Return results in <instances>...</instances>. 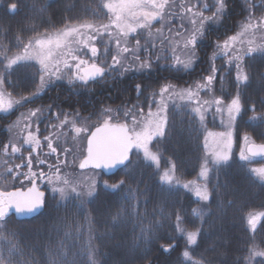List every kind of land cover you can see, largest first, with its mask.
<instances>
[{
    "label": "trees",
    "instance_id": "trees-1",
    "mask_svg": "<svg viewBox=\"0 0 264 264\" xmlns=\"http://www.w3.org/2000/svg\"><path fill=\"white\" fill-rule=\"evenodd\" d=\"M231 1L234 0L227 1L226 15L217 23L205 25L206 38L199 40L197 46L199 60L190 69L175 68L167 52L160 61H153L150 73L113 74L103 82H90L87 87L77 83H55L33 98L39 85V68L27 62L3 73L6 80L2 86L12 98L34 99V102H24V109L79 112L91 118L88 122L98 126L104 119L102 111L105 108L115 113L122 106L131 107L137 103L133 91L135 84H147L148 89L142 88L144 95L139 101L147 113L152 94L158 93L165 83L203 82L206 66L201 68L203 72L196 73V64L202 56L200 48H205L209 57L214 52L212 42H221L229 35L226 33L221 35V40L216 39L224 25V16L234 25ZM10 3L18 4L15 14L8 11ZM178 12L173 13L177 15ZM245 12L246 8L242 7L240 21H244ZM106 20L108 14L101 0H0V68L6 67L8 61L37 36L64 29L66 23L100 25ZM182 24L185 25L184 21L175 25L180 34L186 32L180 28ZM173 29L176 34L177 29ZM101 53H104L102 47ZM108 54H113L111 48ZM218 60L221 64L217 66L223 70L215 80V93L227 100L226 103L239 94L243 107L234 128L235 147L230 161L210 167L207 186L211 195L206 207L201 208L200 203L182 188L161 184L159 172L134 153L130 166L111 178L101 176L108 185H119L124 180L127 187L121 185L113 192L100 184L96 189L99 198L93 197L91 201L94 202L84 204L83 210L79 200L60 201L46 195L44 210L37 218L18 221L14 215L5 217L0 221V252L5 255L10 252L14 264H56L65 258L69 264L73 260L76 264H88L90 250L96 264H192L193 261L236 264L246 261L253 247L264 250V216L255 231L249 224L250 217L264 213V181L253 171L260 162H246L238 157L245 136L255 145L264 144V55L257 53L243 61V72L248 80L242 85L237 84L235 68L225 69L223 60ZM170 66L174 70H166ZM253 105L255 112L249 110ZM13 116L6 117L5 121L0 117V161H5L6 130L14 121ZM168 118L166 143L159 145L154 141L151 150L159 157L162 168L167 164L176 165L179 182H192L198 178L206 158V128L188 105L172 108ZM117 213L120 215L114 220ZM195 230L200 233L197 244H188L187 233ZM169 245L172 250L163 252L162 246ZM185 251L192 261L183 256ZM254 264H264V257H255Z\"/></svg>",
    "mask_w": 264,
    "mask_h": 264
},
{
    "label": "snow or ice",
    "instance_id": "snow-or-ice-1",
    "mask_svg": "<svg viewBox=\"0 0 264 264\" xmlns=\"http://www.w3.org/2000/svg\"><path fill=\"white\" fill-rule=\"evenodd\" d=\"M104 7L110 14L107 24L93 25L85 23L76 25L66 23L64 29L52 34H42L30 40L25 46L22 55L9 60L6 67L0 68V86L6 80V76L3 73H7L12 65L18 61L30 59L36 60L40 65L38 70L39 85L33 93V98L40 96L42 90L50 87L53 81L63 79L62 69L69 70L68 75L72 82L77 83L80 87H87L90 82H103L109 76H113V74L123 76L128 72L150 73L153 69V61H160L161 57L151 51L152 48L157 47L156 43L145 42L142 45L141 37L137 33L138 30L143 29L151 35L155 22H163L166 19L165 9L171 8L169 0H110ZM7 8L10 13L15 14L18 10V4L10 3L7 5ZM194 8L195 5L186 9L191 14L189 17L191 27L186 28L183 24L180 26L182 30L189 32V35L183 41V48L187 58L181 60L175 55V50L173 49L172 63L182 65L184 69L191 68L194 60L197 59L198 40L206 38V22L215 23L222 15H226L228 2L227 0H216L215 10L209 16H205L198 8L194 11ZM249 14L251 16V8H249ZM257 28L264 31V17H260L256 23H253L250 18L249 23L244 27V31L238 35L227 37L222 43L218 41L212 42L214 52L222 54L227 59L229 67L235 61V79L238 85L248 80V76L243 72V57L251 56L255 53L264 55V43L254 45V42H250L249 46L241 54H237L234 51L235 45L245 32ZM155 31L161 32V28L157 27ZM177 35H180V31L177 32ZM129 37H132L134 44H129ZM97 39L101 41L100 47L96 45ZM110 45H114L115 47V52L111 55L108 54ZM101 47L104 49L103 54L101 53ZM82 49H87L90 56L89 59L79 54ZM141 51L143 52V56L141 55ZM5 58L7 59V57ZM166 70L172 71L173 69L170 66ZM176 70L178 71L179 69ZM217 71L218 69L215 65H212L209 74L203 78V82L194 83L189 87L179 90H177L175 85L165 83L160 87L158 93L152 94L153 102L148 105L146 115L139 101L144 95V91H147L148 85L136 83L133 91L136 93L137 103L132 104L131 107L122 106L115 113H113L112 109L105 108L102 111L104 119L99 126H95L94 131H89L90 126L88 121L91 118L83 117L79 112L52 113L51 108L47 109V111L39 108L29 111L27 117L29 119L33 117L36 119L27 124L26 127L31 128L33 123L36 127L35 131H29L27 137L24 139V144L27 145L28 150L27 158L25 159L22 154L19 155L18 158L22 163L16 164L15 168L27 169L23 173L17 172L16 175L20 176L21 184L27 181L30 186L26 190L0 191V221H3L9 215L10 210L18 215H33L42 211L44 207V193L37 187V181L52 186L53 199L57 193L62 199L71 193L73 199L80 201L82 210L86 202L84 200L85 197L99 198L96 194L97 181L95 177H89L87 182H85L67 175L61 176V165H66L67 161L61 159V155L57 151L58 146H53V137L55 136L56 139H59L62 133L56 132L44 135L43 140L46 144L42 145L39 136V120L41 117L48 119L51 128L60 129L67 125L77 136L81 133L86 135L87 155L79 163V169L81 170L87 168L113 170L118 166H130V157L133 154V150L136 153L142 152L145 160L158 163L159 157L150 150L149 146L153 140L159 145L166 143V129L169 121L168 101H171L173 96L188 101L190 111L198 117L201 123L206 119V113L212 111L213 107L216 113H223L226 108L230 121H235L237 116L241 114L243 106L239 94L231 99L229 104H225L224 100L220 98L203 99L201 97V93L208 95L213 92ZM142 88L144 91H142ZM156 96H159L158 101L155 99ZM30 102H34V99H25V103ZM5 110L0 105V111ZM249 110L255 112V106L253 105ZM49 113L55 116L56 123H52L51 117L48 115ZM21 115L23 116L24 114ZM121 117L123 118L122 120L120 119ZM78 122L80 126H76ZM212 135V133H209V136ZM244 140L247 143L249 137L245 136ZM213 144L214 148L211 151V155L214 157V163L216 165H226L230 159V147L222 145L217 141H213ZM45 147L47 149L46 152L43 151ZM205 147H208L207 138H205ZM38 149H41V152L36 155V163L38 166L46 165L47 172L43 168H39L37 171L33 170L32 154L37 152ZM62 151L64 154L68 152L67 149H63ZM248 151L252 156L264 157V144H253ZM21 152V147L12 146L11 153L13 155L20 154ZM4 154L9 156L8 146L4 147ZM41 155L44 156L43 159ZM49 157H55V162L50 163ZM240 158L246 161L249 159V156L242 151ZM4 163L7 166L9 160H5ZM175 167L176 165L173 164V171ZM7 171L9 173L13 172V168L9 167ZM253 171L259 172L260 176L264 178V168L254 169ZM200 175L206 180L207 168L202 170ZM160 181L162 184L171 186L173 184L172 172L165 171L160 177ZM121 185L127 187L124 180H121L119 185L104 183L102 186L105 190L115 192ZM183 187L188 188L189 185L184 184ZM131 191L129 188L128 192L131 193ZM210 195L207 187L203 189L197 188L196 190V196L200 200L208 201ZM88 202L94 201L90 200ZM119 215L117 213L113 219L116 220ZM260 216H264V213H261ZM180 219L179 215L176 216L177 225H179ZM258 219V216L250 217L249 223L251 224L252 231H255ZM199 234V230L188 232V244L196 245ZM171 250L172 245L168 247L162 246L163 252ZM92 256L93 254L90 250L87 257L88 264H96V260ZM183 256L192 261V257L188 251H185ZM255 257H264V250H258L253 247L248 251L246 261H237L236 264H254ZM0 264H14L12 254L9 252L5 255L3 252H0ZM56 264H69V262L65 258L63 261H57ZM71 264H76L75 260ZM192 264H200V261H193ZM207 264H212V262L209 261Z\"/></svg>",
    "mask_w": 264,
    "mask_h": 264
},
{
    "label": "rangeland",
    "instance_id": "rangeland-1",
    "mask_svg": "<svg viewBox=\"0 0 264 264\" xmlns=\"http://www.w3.org/2000/svg\"><path fill=\"white\" fill-rule=\"evenodd\" d=\"M178 1L180 2V4L177 3ZM101 2L103 3V5H105L108 2H110V0H101ZM169 3L171 5V8L170 9L166 8L165 12L169 13V11H172V13L170 14V17H169V14H166V19L163 22L156 21L155 24L153 25L151 35H149L143 29L138 30L137 34L141 37V44L142 45H144L145 42H155L156 43L157 47H155V48H158V52H155V48H152L151 51L155 52L158 56L163 58L162 55H164V53L168 52V57L171 58V62H172L173 49H174L175 55L178 56L181 60H185L187 57L185 54V50L183 48V41H184V38L187 35H189V32L186 31L185 33H181L180 35H177V33L176 34L174 33L175 30L173 29V27H175L177 29V31H179L177 28L178 26H175V25L177 22L179 24H181L182 21H184V24L187 25L186 27H188V26H189L188 28L191 27L190 20H189V17L191 16V14L188 13L186 11V9L188 7H192L193 5H195V8L193 9L194 11L196 10V8H198L203 13L205 11L208 13L207 15L204 14L205 16L211 15L213 13L212 11L215 10L216 0H213L212 9L208 8V6L205 7V5H207V4H206V2H204V0H190V2L185 1V0H169ZM175 4H177V6H176L177 8L174 7ZM256 5L258 6L259 4L257 3ZM206 8H208V9H206ZM253 8L254 9H251V16L249 14V9H246V17H245L244 21H241L239 23L237 29L235 30V33L232 32L229 36L238 35L242 31H244V27H245V25H247L249 23L250 18H251L253 23H256L259 21L260 17H264V8L261 9V7H254V6H253ZM105 10H106V13L108 14V20H106L107 22L105 23V24H107L109 22L110 14L108 13L106 8H105ZM176 10H179L180 12H178L177 15H174L173 12ZM182 18H184V19L181 20ZM175 21H177V22H175ZM217 22H218V20L216 21V23ZM208 23H212V22H206L205 25H207ZM157 27L161 28V32L155 31V29ZM205 28H206V26H205ZM50 34H52V33H50ZM229 36H227V37H229ZM222 42L223 41H221L220 43H222ZM250 42H254V45H259L261 43H264V31H261V29L257 28V29H253V30H249L248 32H245V34L243 36H241L240 40L236 43L234 51H236L237 54H241L243 52V50L249 46ZM129 44L130 45L134 44V40L132 39V37H129ZM96 45L98 47L101 45V41L99 39H97ZM110 48L112 49L113 54H114V52H115L114 45H110L108 49H110ZM23 51L24 50L19 52V54L15 55L11 59H14L18 55H22ZM79 54L82 55L86 59L90 58V56L87 52V49H82V51ZM142 54H143V52L141 51V55ZM212 54H213L212 59H210V62L212 65H215V67L218 68L217 65L221 64V61H219L218 59H221V60H223V62L225 61L224 62L225 65L228 66L227 59L222 54H220L218 52H213ZM255 54H257V53H255ZM255 54H253V55H255ZM246 57L247 56L243 57V61L246 59ZM198 60H199V57L197 55V59H195L194 62L198 61ZM217 61H219V63H216ZM27 62L35 63L38 66V68H40L39 63L34 59L21 60L12 66H15L17 64L27 63ZM173 66L175 68L182 67V65H175V64H173ZM231 67L235 68V61H233V65ZM231 67L228 66V69ZM188 69H190V68H188ZM68 72H69V70L62 69V73L64 75V78L61 80H55V81H53L52 84L61 83V82L74 83V82H72L70 76L68 75ZM130 73H132V72H130ZM137 73H143V72H137ZM235 75H236V73H235ZM218 76L219 75H217L216 78ZM220 80H222V79H220ZM214 83H215V81H214ZM244 83L245 82H241L239 85H242ZM173 85H175V84H173ZM191 85L185 84V83H180L179 85H175V86H176L177 90H179L181 88H186V87H189ZM236 95L237 94H235V96ZM235 96L232 97V99L235 98ZM201 97L203 99H212L214 97L223 99V98L219 97L217 95V93H215L214 87H213V92L211 94L206 95L204 93H201ZM155 99L158 101L159 96H156ZM223 100H224V102L227 101L225 99H223ZM24 102H25V99L12 98L4 90L3 86H0V105H2L4 109H6L5 111H0V117H4V118L8 117L13 112H15V110L18 107L23 105ZM148 102L150 104L153 102V100L151 99V101H148ZM230 102H231V100H229L228 103L225 102V104H229ZM181 105H188V101L181 100V99L173 96L172 100L168 101V112L172 108L176 109V108L180 107ZM32 110H36V109L33 108ZM32 110H30V111H32ZM28 112H29V110L24 112V113L23 112L20 113L18 115V117L16 118V120L13 121L7 127L6 131L8 132L7 145L9 147L8 148L9 156H5L4 159L9 160V163L6 166L4 161H2V159L0 161V191H14L17 189L26 190L27 187L30 186L29 182H27V181H25L23 184H21L20 183V176L16 175L17 172H21V173L26 172L27 169L26 168H20V169L15 168L16 164L22 163V161L18 158L19 155L22 154L25 157V159L27 158L28 150H27V145L24 144V139L27 137L28 132L29 131L34 132L35 127H36V125L34 123L32 124L31 128L26 127L27 124L31 123V121L36 119L34 117L29 119L27 117ZM21 114H24V115L22 116ZM146 114L147 113H145V115ZM192 114H194V113L192 112ZM239 116H237L235 121H230L226 108H225L223 113H216L214 110V107H213L212 111H209L206 113V119L203 121V123H201L199 121L206 128L205 138H207L208 147L207 148L205 147V139H204V151H205L206 158H205V161H204L202 168L199 172L198 178L192 182H183V183L179 182L177 177H176L175 170L174 171L172 170V165L167 164L164 168H162L160 165V160L158 163L155 161H148V160L144 159L142 152L137 153V154H139L147 163L151 164L155 168V170H157L159 172L160 177L163 175V173L165 171L172 172L173 184L171 186L174 185V186H178V187L182 188L184 191L188 192L196 201H198L200 203L201 208L206 207L209 200L208 201L200 200L196 196V190H197V188L203 189L204 187H207V189H208L207 179H208V175H209V171H210L211 166H216V167L222 166V165H216L214 163V157L211 155V151L214 148L213 141H217V142H220L222 145L229 146L230 147L229 154H230V159H231L233 151H234V147H235L234 128H235V124H236V121L238 120ZM50 117H51L52 123L57 122L55 120L54 115H51ZM70 119H71V117H70ZM197 119H198V117H197ZM88 123L90 126L89 131H93L95 129V125H93L92 122H88ZM46 125H48V126L46 127ZM39 126H40L39 136H40V139L42 141V145L46 144V142L43 140L44 135L50 134V133H56V132L62 133V135H60L59 139H56L55 136L53 137V140H54L53 146L54 147L58 146L57 151H58V153H60L61 159H64L67 161L66 165H61L60 174L62 177L67 175V176L72 177V178H78V179L83 180L85 182H87L89 177H95V179L97 181L96 189L100 184H104V182L101 179V175L99 173H97L95 171H80L79 170V163H80L81 159L86 156L85 151H86L87 139H86V135L84 133H81L79 136H77L76 133L74 131H72L69 128V126H67V125L64 128H60V129L51 128L48 119H46L44 117H41V119L39 120ZM76 126H80V123L78 122ZM209 133H212L213 135L209 136ZM220 134H223V135H220ZM154 141L155 140H153L152 143ZM13 145H15L17 147H21L22 152L20 154H14L13 155L11 153V148ZM151 145L149 146L150 150H151ZM252 145H253V143H251L250 140H248L247 143L245 141H243L241 143V146L239 148V153H238L239 159H241L240 154L242 151H244L245 154L248 155V152H247L248 148ZM63 149L68 150L67 154H64V152L62 151ZM43 151L44 152L47 151L46 147L43 148ZM39 152H41V149H38L37 152L32 154L33 170L37 171V170H39V168H43V170L45 172H47L48 169H47L46 165L38 166L36 163V155ZM135 153H136V151H135ZM9 157H11V159H9ZM41 158L43 159L44 156L41 155ZM48 159H49L50 163L55 162V157H49ZM230 159H229V161H230ZM257 161L260 162V163H258L259 167L257 169L264 168V157L254 159V158L249 156V159L246 160V162H257ZM9 167L13 168V172L9 173L7 171V168H9ZM205 168H207V179L206 180L204 177H202L200 175L201 171L204 170ZM254 173L256 176H258L261 180L264 181V178H262L260 176L259 172L254 171ZM37 183H38V187L41 188V190L44 192L45 196L50 195L51 197H53V194L51 192V187H52L51 185L46 184V183L41 182V181H37ZM184 184H188L189 187L184 188L183 187ZM163 185H166V184H163ZM15 186H16V188H15ZM166 186H169V185H166ZM55 197H57L60 201H69V200L73 199V195L71 193H69V195L64 199H62L58 193L55 195ZM92 199L93 198L85 197L84 200L86 202L84 204H88L89 203L88 201H90ZM254 216L259 217V219L257 220V225H258L263 216H260V215H254ZM254 216H252V217H254ZM250 226H251V224H250Z\"/></svg>",
    "mask_w": 264,
    "mask_h": 264
},
{
    "label": "flooded vegetation",
    "instance_id": "flooded-vegetation-1",
    "mask_svg": "<svg viewBox=\"0 0 264 264\" xmlns=\"http://www.w3.org/2000/svg\"><path fill=\"white\" fill-rule=\"evenodd\" d=\"M185 1L190 2V0H185ZM227 1H229V0H227ZM204 2H206L208 8H211V6L213 7V0H204ZM177 3L180 4L179 1ZM257 3L259 4L258 6L256 5ZM231 5L234 7L233 8V11H232L233 12V17H234L233 20L235 21L234 22V25H233L232 21L229 18L226 19L225 16H224L223 17L224 18L223 19L224 20L223 21V24L224 25L222 26V28L220 29V31L218 32V34H216V39H220L221 40V37L224 36L226 33L229 34V35L232 32L235 33V30L237 29L239 23L241 22L240 21V17H241V14H242L241 13L242 7H245L246 9H249V8L254 9L253 8V6H254V7H261V9H263L264 8V0H234L233 2L231 1ZM176 6H177V4H175L174 7H176ZM208 8H206V9H208ZM245 14H246V12H245ZM209 46H210V44H209ZM200 52H201V55L202 56H200V62L196 64V69H197L196 73L203 72L201 70V68L204 67V66H206V70H204V73H205L204 75L207 76L209 74V70H210V68L212 66V64L210 62V59H212V56H213L212 53H213V51H212V53H210V56L209 57H208V53L205 50V48H200ZM227 68H228V66L225 69H227ZM231 68H234V67H231ZM217 69H218V71L216 72V75H218L219 73H221V69L219 67ZM28 110L30 111L32 109H24V105H21L20 107H18L15 110V112H13L11 114V116L12 115H15V116L12 117L14 119V121H15L16 118L18 117V115L20 113H22V112L24 113V112H26ZM12 118H11V121H12ZM2 119L4 120L5 118L2 117ZM10 215H11V212H10Z\"/></svg>",
    "mask_w": 264,
    "mask_h": 264
},
{
    "label": "water",
    "instance_id": "water-1",
    "mask_svg": "<svg viewBox=\"0 0 264 264\" xmlns=\"http://www.w3.org/2000/svg\"><path fill=\"white\" fill-rule=\"evenodd\" d=\"M12 14V13H11ZM95 130V129H94ZM93 130V131H94ZM252 146H250L249 148H251ZM248 148V149H249ZM134 152V150H133ZM86 155H87V141H86ZM248 154L251 156V157H254V158H261L260 156H252L251 153L248 151ZM86 157V156H85ZM131 158V157H130ZM125 166H118L116 169H113V170H105V169H91V168H87V169H79L80 171H90V170H93V171H96V172H100L105 178H110L112 176H114L116 173H118L120 170H122ZM38 187V186H37ZM39 188V187H38ZM40 190V189H39ZM16 191V190H14ZM41 191V190H40ZM44 210V207L42 209V211L38 214H33V215H18L16 214L14 211L10 210L11 212H13L16 216V219L18 221H29V220H32L34 218H37L38 216L41 215V213L43 212Z\"/></svg>",
    "mask_w": 264,
    "mask_h": 264
},
{
    "label": "bare ground",
    "instance_id": "bare-ground-1",
    "mask_svg": "<svg viewBox=\"0 0 264 264\" xmlns=\"http://www.w3.org/2000/svg\"><path fill=\"white\" fill-rule=\"evenodd\" d=\"M11 14V13H10ZM41 190V188H39ZM42 191V190H41ZM42 214V213H41Z\"/></svg>",
    "mask_w": 264,
    "mask_h": 264
}]
</instances>
